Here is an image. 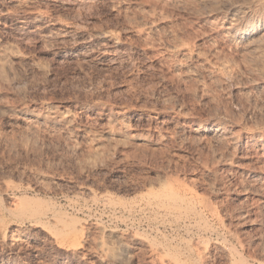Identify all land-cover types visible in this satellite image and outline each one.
<instances>
[{"label": "rangeland", "instance_id": "1", "mask_svg": "<svg viewBox=\"0 0 264 264\" xmlns=\"http://www.w3.org/2000/svg\"><path fill=\"white\" fill-rule=\"evenodd\" d=\"M0 51V264H264V0H0Z\"/></svg>", "mask_w": 264, "mask_h": 264}, {"label": "bare ground", "instance_id": "2", "mask_svg": "<svg viewBox=\"0 0 264 264\" xmlns=\"http://www.w3.org/2000/svg\"><path fill=\"white\" fill-rule=\"evenodd\" d=\"M231 7H232V6H231ZM231 7H230V8H231ZM262 26H263V25H262ZM259 28H260V27H259ZM261 29H262V28H261ZM237 31H239V30H237ZM236 34H238V33H236ZM238 35H239V34H238ZM245 36H246V35H245ZM247 37H248V35H247ZM238 38H239V37H238ZM243 38H244V37H243ZM252 38H253V37H251V39H252ZM248 39H249V37H248ZM254 39H255V38H254ZM256 39H257V38H256ZM252 40H253V39H252ZM247 42H248V41H247ZM254 42H255V40H254ZM251 43H252V42H251ZM252 46H253V45H252ZM253 47H254V46H253ZM250 48H251V47H250ZM2 49H3V48H2ZM2 49H1V50H2ZM3 51H4V50H3ZM3 51H2V52H3ZM7 51H8V50H7ZM6 53H8V52H6ZM6 53H5V54H6ZM2 55H3V54H1V51H0V58H1V61H2V59L5 61V59L2 58ZM8 55H9V54H8ZM7 58H8V57H7ZM6 62H7V60H6ZM5 66H6V64H5ZM3 67H4V66H3ZM1 264H2V263H1Z\"/></svg>", "mask_w": 264, "mask_h": 264}]
</instances>
